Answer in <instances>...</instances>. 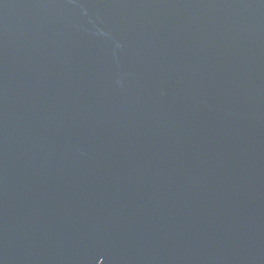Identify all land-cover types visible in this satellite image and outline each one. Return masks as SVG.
<instances>
[{"label":"water","instance_id":"obj_1","mask_svg":"<svg viewBox=\"0 0 264 264\" xmlns=\"http://www.w3.org/2000/svg\"><path fill=\"white\" fill-rule=\"evenodd\" d=\"M0 264H264V0H0Z\"/></svg>","mask_w":264,"mask_h":264}]
</instances>
